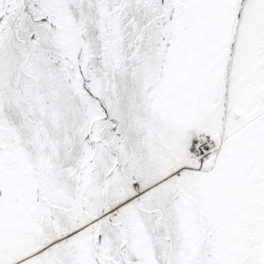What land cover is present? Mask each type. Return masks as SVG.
I'll list each match as a JSON object with an SVG mask.
<instances>
[{
    "label": "snow or ice",
    "instance_id": "snow-or-ice-1",
    "mask_svg": "<svg viewBox=\"0 0 264 264\" xmlns=\"http://www.w3.org/2000/svg\"><path fill=\"white\" fill-rule=\"evenodd\" d=\"M0 264H264V0H0Z\"/></svg>",
    "mask_w": 264,
    "mask_h": 264
}]
</instances>
